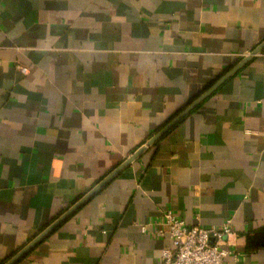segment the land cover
<instances>
[{
    "label": "crops",
    "instance_id": "1",
    "mask_svg": "<svg viewBox=\"0 0 264 264\" xmlns=\"http://www.w3.org/2000/svg\"><path fill=\"white\" fill-rule=\"evenodd\" d=\"M140 147L13 264H160L165 209L264 264V0H0V264Z\"/></svg>",
    "mask_w": 264,
    "mask_h": 264
},
{
    "label": "built area",
    "instance_id": "2",
    "mask_svg": "<svg viewBox=\"0 0 264 264\" xmlns=\"http://www.w3.org/2000/svg\"><path fill=\"white\" fill-rule=\"evenodd\" d=\"M20 72L26 68L20 66ZM152 233L167 237L170 245L161 252L160 264H237L239 253L229 243L233 234L232 219L227 217L219 225L201 227L189 226L184 219L165 209L161 221L152 222ZM142 232L147 230L141 224Z\"/></svg>",
    "mask_w": 264,
    "mask_h": 264
},
{
    "label": "water",
    "instance_id": "3",
    "mask_svg": "<svg viewBox=\"0 0 264 264\" xmlns=\"http://www.w3.org/2000/svg\"><path fill=\"white\" fill-rule=\"evenodd\" d=\"M259 51L257 47L252 51L251 54H255ZM250 56L243 58L237 63L233 68L229 69L224 75H222L216 82H214L207 90L197 96L193 101H191L186 107H184L175 117H173L167 124H165L160 130H158L147 142V145L152 144L159 137H161L165 132H167L171 127H173L182 117H184L192 108H194L200 101H202L208 94L215 90L224 80H226L236 68L241 66L245 61H247ZM144 147L138 148L131 156H129L123 163L113 169L109 174H107L101 181H99L94 187H92L86 194H84L78 201L71 205L67 210H65L61 215H59L55 220H53L48 226H46L40 233H38L33 239H31L26 245H24L14 256H12L4 264H13L19 257H21L25 252H27L31 247L36 245L42 239H44L57 225H59L65 218H67L71 213H73L82 203L89 199L97 190H99L115 173H117L126 164L135 159Z\"/></svg>",
    "mask_w": 264,
    "mask_h": 264
}]
</instances>
